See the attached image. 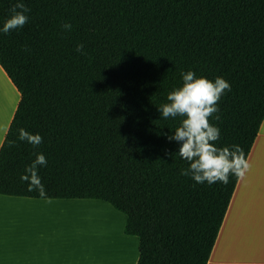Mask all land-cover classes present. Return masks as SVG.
<instances>
[{
  "label": "trees",
  "instance_id": "1",
  "mask_svg": "<svg viewBox=\"0 0 264 264\" xmlns=\"http://www.w3.org/2000/svg\"><path fill=\"white\" fill-rule=\"evenodd\" d=\"M14 3L0 0V26ZM24 3L29 22L0 33V66L20 94L0 194L44 198L21 180L42 153L47 198L98 199L123 213V233L138 238L135 264H206L237 176L210 185L181 175L188 162L165 135L181 118L164 120L159 107L182 72L224 78L231 90L209 122L218 147L239 145L246 158L264 117V0ZM20 129L43 143L20 141Z\"/></svg>",
  "mask_w": 264,
  "mask_h": 264
},
{
  "label": "crops",
  "instance_id": "2",
  "mask_svg": "<svg viewBox=\"0 0 264 264\" xmlns=\"http://www.w3.org/2000/svg\"><path fill=\"white\" fill-rule=\"evenodd\" d=\"M0 76L15 94L12 106L0 109V140L3 141L20 94L1 66ZM246 159L249 168L236 179L206 264H264V117ZM102 203L108 204L98 199L0 194V261L2 264H59L61 256L56 245L60 237L53 230L57 224L51 226V217L64 207L105 209ZM125 220L126 216L123 223ZM136 261L137 257L133 264Z\"/></svg>",
  "mask_w": 264,
  "mask_h": 264
},
{
  "label": "clouds",
  "instance_id": "3",
  "mask_svg": "<svg viewBox=\"0 0 264 264\" xmlns=\"http://www.w3.org/2000/svg\"><path fill=\"white\" fill-rule=\"evenodd\" d=\"M11 15L0 26V33L9 34L23 28L29 22L30 9L24 0H15L9 9ZM62 29L71 31L72 25L64 23ZM76 51L84 54V45L77 44ZM182 84L167 94V103L159 107L164 120L180 117L178 126L166 138L179 144V156L188 162V168L181 169V175L190 176L197 183L227 184L230 175L243 176L249 168L244 151L239 145L218 147L220 129L209 122L215 114L219 120L218 101L226 91L231 90L230 83L217 76L214 81L203 76L197 77L193 71L182 72ZM7 131V130H5ZM18 139L33 147L43 143L40 134H33L24 129L19 130ZM15 141H8L11 147ZM4 142L0 140V149ZM47 166L44 154L38 153L35 160L25 168L21 180L28 182V191H37L39 196L47 198L45 187L38 169Z\"/></svg>",
  "mask_w": 264,
  "mask_h": 264
},
{
  "label": "rangeland",
  "instance_id": "4",
  "mask_svg": "<svg viewBox=\"0 0 264 264\" xmlns=\"http://www.w3.org/2000/svg\"><path fill=\"white\" fill-rule=\"evenodd\" d=\"M8 86L0 76V109L12 106L15 101L13 96V101L6 104L5 98L9 93L14 94ZM102 204H105V209L91 206L60 208V213L51 217V226L57 224L53 230L59 232L60 237L56 245L61 256L59 264H133L138 257V238L123 233L124 214L113 211L106 203ZM101 217L102 221L97 226L94 220Z\"/></svg>",
  "mask_w": 264,
  "mask_h": 264
},
{
  "label": "bare ground",
  "instance_id": "5",
  "mask_svg": "<svg viewBox=\"0 0 264 264\" xmlns=\"http://www.w3.org/2000/svg\"><path fill=\"white\" fill-rule=\"evenodd\" d=\"M6 88V87H5ZM7 89V88H6ZM11 95V96H10ZM5 96V95H4ZM13 96H14V94L13 93H9V96H7V98H5L6 99V104H10L11 103V101H13ZM107 211H109V212H111L112 213V211L111 210H108L107 209ZM94 220V219H93ZM95 221V223H96V225L98 226V224H100L101 223V221H102V217L100 218V220H98L97 218L94 220ZM107 223V222H106ZM106 263H108V261H106Z\"/></svg>",
  "mask_w": 264,
  "mask_h": 264
}]
</instances>
